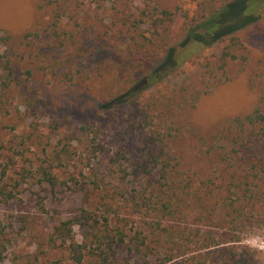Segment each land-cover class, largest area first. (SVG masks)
<instances>
[{
	"label": "trees",
	"instance_id": "obj_1",
	"mask_svg": "<svg viewBox=\"0 0 264 264\" xmlns=\"http://www.w3.org/2000/svg\"><path fill=\"white\" fill-rule=\"evenodd\" d=\"M42 1L61 4L57 9L58 19L75 12L61 3L70 0ZM190 2L194 5L192 11L182 7L172 10L159 4L144 5L142 9L136 8L132 16L123 18L120 24L112 23L118 29L119 39L121 36L129 45L141 48L152 45L166 53L160 70L175 56L173 41L176 38L183 37L182 43H185L189 36H196L200 49L209 45L211 35V42H226L216 60L209 61V75L215 79L219 74L225 75L228 64L240 58L243 41L235 33L249 23L252 4L249 0ZM88 18L90 16L86 12L83 22ZM178 18L180 25L175 30ZM77 25L84 27L81 23ZM141 40L144 42L141 43ZM2 46H9V42L0 36V110L8 116L14 113L16 119L25 124L31 123L29 127L33 128V132L14 138V141L21 140L10 148L12 155L7 156L5 146L0 144L1 203L9 206L19 201L26 192L23 189L26 185L38 188L35 194L37 208L43 214L48 211L42 192H50L58 199L66 193H82L86 198L87 206L81 209L80 220H57L41 236L42 247L68 257L67 262L57 260L55 264H252L253 259L247 256L246 250H238L241 237L234 232L243 218H258L257 214L264 216V93L250 113L231 120V134L224 142H206L199 155L201 162L194 176L202 173L204 177L196 185L197 194L216 186L207 195L219 200L217 204L223 205L226 211L224 220L227 219L231 225L230 230L220 237L210 231L176 228L164 221L166 218L178 221L185 217L180 206L185 201L184 196L190 195L187 190L192 189L194 183L185 179L188 171L183 167L182 156L177 154V140L170 132L162 131L157 121L166 112L171 113L169 107L173 105L174 96L159 98L154 94L147 99V103L143 102V95L159 84L156 72L147 70L145 64L125 67L116 63L109 78L102 75L99 80L102 106L89 112V121L78 129L77 141L75 132L60 137L63 124L54 118L37 127L36 122L46 110L47 101L30 96L27 80L21 78V68L7 50L2 51ZM25 67L24 73L33 77V72ZM112 131L117 133L120 142L133 140L131 149L123 148L115 152L109 156V162L119 166L123 181L133 177L135 182L144 184L142 199L137 186L129 193L130 202L139 209L137 212L142 208L153 212L154 215L147 212L146 217L153 215L151 224L144 220L143 224H133L129 228L114 210V203L110 202L117 199L119 193L101 188L99 183H104L103 180H92L83 171L80 173L82 180L68 177L70 170L78 167L76 152L72 151L74 143H87L92 157L85 165L90 167L95 160L99 161L107 154L108 136ZM36 145H45L44 157L39 164L26 157L24 152V148L29 151ZM79 159L80 162L84 160ZM222 173H228L233 178L227 187L221 183L219 175ZM237 176L240 177L236 179ZM91 197H97L98 201L91 202ZM120 198L129 201L126 195L121 194ZM201 200L199 197L198 202ZM20 218L21 224L27 221V218ZM79 222L83 229L82 240L77 239L74 230ZM8 245L6 227L0 221V264H4Z\"/></svg>",
	"mask_w": 264,
	"mask_h": 264
},
{
	"label": "rangeland",
	"instance_id": "obj_2",
	"mask_svg": "<svg viewBox=\"0 0 264 264\" xmlns=\"http://www.w3.org/2000/svg\"><path fill=\"white\" fill-rule=\"evenodd\" d=\"M61 3L75 12L67 13L58 19L57 9L61 6L60 3L46 4L42 0H0V36L7 38L9 42V46H2V51L7 50L15 64L21 68V78L23 81L27 80L30 96L47 101L46 110L36 122L37 127L54 118L63 124L60 137L75 132L78 141V129L89 121V112L102 106L99 98L100 77L104 75L109 78L116 63L125 67L145 64L146 69L156 72L160 80L156 88L143 95V102L147 103V99L154 94L159 98L174 96L173 105L169 107L171 113L166 112V115L157 118V121L162 131L170 132L177 140V154L182 156L183 167L188 171L185 179L194 183V187L187 190L190 195L184 196L185 201L180 206L185 217L178 221L169 218L164 221L176 228L200 229L204 232L210 231L214 235L219 234L220 237L224 236L231 227L227 219L224 220L226 211L223 205L217 204L218 199L207 195V192L215 190L216 186L197 194L196 185L200 184L204 174L194 175L201 162L199 155L204 150L205 143L224 142L231 134V120L250 113L264 93V0H249L252 4L249 23L235 33L243 41L239 51L240 58L230 62L225 75L219 74L215 79L209 75V61L212 63L216 60L226 42H211V35L209 45L203 49L199 48L190 59L178 63L173 56L160 70L166 53L156 50L152 45H147L146 48L129 45L121 36L119 39L118 29L112 23L120 24L123 18L132 16L136 8L142 9L144 5L159 4L172 10L182 7L192 11L194 5L190 0H70ZM5 5L12 6L7 14ZM86 12L90 18L83 22ZM78 23L84 24V27L80 28ZM179 25L180 18L175 23V30H178ZM183 40V37L176 38L173 41L174 47L183 45ZM140 42L143 43L144 40ZM24 66L33 72V77L30 78L24 73ZM145 75L146 73L143 76ZM249 96L254 97V105L248 109L241 108L238 101ZM198 108H212L213 119L202 124L193 123V114ZM30 125L31 123L25 124L16 119L14 113L8 116L0 110V144L5 146L7 156L12 155L10 148L13 144L17 145L21 140L14 141L15 137L33 132ZM132 143L131 139H128V143L120 142L117 133L110 132L107 154L99 161L95 160L90 167H86L85 164L92 157V153L88 150L86 142L80 145L75 142L72 151L76 152L78 167L71 169L68 176L82 180L80 173L83 171V174L92 180H103L104 183H99L101 188L116 190L119 195L110 202L114 203V210L120 219L128 223L129 228L133 224H143L144 220L151 224L154 215L143 208L137 212L139 209L130 202L129 193L137 186L139 197L142 199L145 195L144 184L138 181L136 183L133 177L123 181L119 166L115 167L109 162L110 155L123 148L131 149ZM43 147L36 145L29 151L24 148L26 157L39 164L42 161L40 159L44 157ZM79 158L84 160L80 162ZM219 176L221 183L226 187L233 179L228 173ZM23 189L26 192L16 203L5 206L0 201V221L2 226L6 227L9 240L4 264H55L57 260L68 261V257L63 253L42 247L41 236L57 220H80V211L87 206L84 194L66 193L58 199L50 192H42L48 211L43 214L37 208L35 194L38 188L26 185ZM121 194L126 195L129 201L122 200ZM214 195L219 196L218 193ZM199 197L202 198L200 202ZM93 200L98 201V198L91 197L90 201ZM101 208L104 210V207ZM147 212L153 215L146 218ZM257 216L259 219L243 218L242 224L238 225L234 233L241 237V242L237 244L238 250H246L247 256L253 259L252 264H264V216ZM20 217L27 218V221L21 224ZM26 227H29L30 231L25 230ZM74 230L77 239L82 240L83 229L80 222Z\"/></svg>",
	"mask_w": 264,
	"mask_h": 264
},
{
	"label": "clouds",
	"instance_id": "obj_3",
	"mask_svg": "<svg viewBox=\"0 0 264 264\" xmlns=\"http://www.w3.org/2000/svg\"><path fill=\"white\" fill-rule=\"evenodd\" d=\"M5 13L7 14L8 9L11 5H5ZM200 48V42L196 36H189L185 43L174 49L175 58L178 61H185L190 59ZM239 105L243 109H248L254 105V97H245L238 101ZM214 110L209 108L207 110L197 109L193 114V123L202 124L208 120L213 119Z\"/></svg>",
	"mask_w": 264,
	"mask_h": 264
}]
</instances>
